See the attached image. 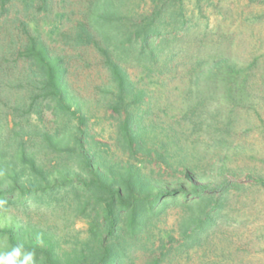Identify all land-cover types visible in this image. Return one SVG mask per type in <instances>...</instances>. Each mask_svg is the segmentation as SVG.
Returning a JSON list of instances; mask_svg holds the SVG:
<instances>
[{
  "label": "trees",
  "instance_id": "trees-1",
  "mask_svg": "<svg viewBox=\"0 0 264 264\" xmlns=\"http://www.w3.org/2000/svg\"><path fill=\"white\" fill-rule=\"evenodd\" d=\"M201 1L0 0V254L22 244L35 264H138V253L163 264L230 220L227 204L245 187L193 168L175 127L159 133L147 119V95L128 73L186 76L189 130L225 146L237 106L250 104L254 65H237L229 36L200 29ZM89 51L106 73L95 89L114 121L110 144L70 85ZM169 209L183 214L177 240L157 227Z\"/></svg>",
  "mask_w": 264,
  "mask_h": 264
},
{
  "label": "rangeland",
  "instance_id": "rangeland-1",
  "mask_svg": "<svg viewBox=\"0 0 264 264\" xmlns=\"http://www.w3.org/2000/svg\"><path fill=\"white\" fill-rule=\"evenodd\" d=\"M145 3L148 6L150 0ZM194 6L192 1L188 8L193 10L195 19L198 15ZM200 6V29L203 30L206 23L214 38L220 33L229 36V52L237 65H254L250 104L237 106V120L225 137V146L215 144L204 132L192 134L189 130L184 118L189 99L184 94L188 86L186 76L156 81L143 79L137 69L129 68L128 73L147 95V119L155 121L159 133L167 134L169 127H175L186 150L191 152L187 157L189 164L206 173L209 181L236 180L245 190L233 195L225 210L230 220L218 221L216 231L211 233L204 247L172 253L163 264H264V186L250 185L247 181V177L264 178V0H202ZM81 59L80 67L70 69L72 91L85 104L95 138L110 144L114 121L111 113L98 103L100 95L95 89L105 82L106 73L92 52H84ZM11 90L20 93L23 86L17 84ZM31 122L37 123L34 116ZM50 122L47 114L43 123L49 127ZM169 160L177 164L180 158L173 155ZM182 215L179 209H169L157 227L177 240ZM75 228L85 230L86 225L77 222ZM141 255L138 253V264L145 262Z\"/></svg>",
  "mask_w": 264,
  "mask_h": 264
},
{
  "label": "clouds",
  "instance_id": "clouds-1",
  "mask_svg": "<svg viewBox=\"0 0 264 264\" xmlns=\"http://www.w3.org/2000/svg\"><path fill=\"white\" fill-rule=\"evenodd\" d=\"M5 201L0 200V205H3ZM23 245H16L11 248L10 251H6L0 254V264H35L33 252H26L21 258Z\"/></svg>",
  "mask_w": 264,
  "mask_h": 264
}]
</instances>
